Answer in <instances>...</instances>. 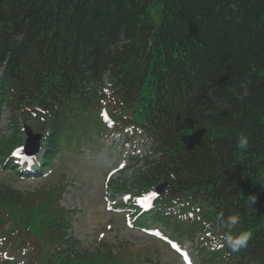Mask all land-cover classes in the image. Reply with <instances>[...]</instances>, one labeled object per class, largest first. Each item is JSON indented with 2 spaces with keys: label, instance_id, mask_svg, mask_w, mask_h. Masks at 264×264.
Here are the masks:
<instances>
[{
  "label": "trees",
  "instance_id": "16d2710c",
  "mask_svg": "<svg viewBox=\"0 0 264 264\" xmlns=\"http://www.w3.org/2000/svg\"><path fill=\"white\" fill-rule=\"evenodd\" d=\"M6 111L42 135L34 175L18 171L24 132L14 118L4 133ZM99 118L151 144L115 204L129 225L200 239L203 264H264V0H0V169L42 177ZM65 186L0 188L1 264H124L114 244L88 252L70 236ZM150 191L143 211L135 197ZM233 214V233H252L236 253L220 246Z\"/></svg>",
  "mask_w": 264,
  "mask_h": 264
},
{
  "label": "rangeland",
  "instance_id": "374dc122",
  "mask_svg": "<svg viewBox=\"0 0 264 264\" xmlns=\"http://www.w3.org/2000/svg\"><path fill=\"white\" fill-rule=\"evenodd\" d=\"M104 82L108 88V81ZM14 118L22 129L28 126L33 133L36 132L33 123L28 121L24 124L20 114L6 111L1 122L5 133L12 132L11 121ZM113 129V122L104 118L87 122L70 144L61 147L54 170L42 177L25 179L0 169V188H10L22 196L34 198L56 184L66 185L61 205L72 212L70 236L88 252L95 251L99 242L105 240L117 247L116 253L124 264H203L200 239L192 241L186 236L173 237L165 227L155 224L148 228H157L162 234L144 231L128 225L122 217V210L118 212L115 204L134 195L131 188L136 169L143 168V159L150 160L153 155L151 144L145 137L129 140L131 128L126 129L127 133L126 130L117 132L119 129L115 128L112 134ZM20 136L23 142L27 138L25 134ZM29 161L34 163V156ZM115 181L125 182L130 191L112 189L111 182ZM125 243L131 246L132 255L125 249ZM172 244H176L179 251ZM20 259L15 257L14 263ZM2 261L0 252V264Z\"/></svg>",
  "mask_w": 264,
  "mask_h": 264
},
{
  "label": "clouds",
  "instance_id": "9594fccd",
  "mask_svg": "<svg viewBox=\"0 0 264 264\" xmlns=\"http://www.w3.org/2000/svg\"><path fill=\"white\" fill-rule=\"evenodd\" d=\"M249 145V138L247 135H241L238 138L237 147L240 149H246ZM256 199L253 195L249 196L248 202L251 205H255ZM220 222L226 226V231L221 237V247L226 246L231 252L236 253L247 247L249 240L252 237L251 231L242 230L237 233H233V229L241 223L240 216L238 214L229 215L226 218L219 217Z\"/></svg>",
  "mask_w": 264,
  "mask_h": 264
},
{
  "label": "water",
  "instance_id": "95a60500",
  "mask_svg": "<svg viewBox=\"0 0 264 264\" xmlns=\"http://www.w3.org/2000/svg\"><path fill=\"white\" fill-rule=\"evenodd\" d=\"M26 139L24 143V153L28 157L35 156L40 151V141L42 140L41 134H34L31 129L26 126L24 128ZM164 185H160L156 189L157 195H160L163 191Z\"/></svg>",
  "mask_w": 264,
  "mask_h": 264
},
{
  "label": "snow or ice",
  "instance_id": "6c2138e0",
  "mask_svg": "<svg viewBox=\"0 0 264 264\" xmlns=\"http://www.w3.org/2000/svg\"><path fill=\"white\" fill-rule=\"evenodd\" d=\"M16 155L19 156V155H20V152L17 151ZM121 167H124V165H121ZM152 195H155V194H152ZM151 198H152L151 196L144 197V198H143V202H144V203H147L148 201L151 200ZM125 199H127V197H125ZM157 234H159V233H157ZM172 247H173L174 249H177V250L179 251V248H178V246H177L176 244H172ZM184 257H185V259H187V253L184 254Z\"/></svg>",
  "mask_w": 264,
  "mask_h": 264
}]
</instances>
